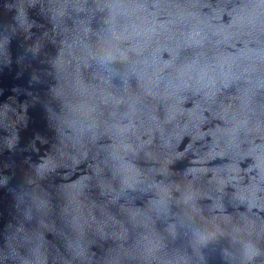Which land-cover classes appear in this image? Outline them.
Segmentation results:
<instances>
[{
	"label": "water",
	"instance_id": "obj_1",
	"mask_svg": "<svg viewBox=\"0 0 264 264\" xmlns=\"http://www.w3.org/2000/svg\"><path fill=\"white\" fill-rule=\"evenodd\" d=\"M114 4L253 23L178 50L213 83L169 68L149 94L134 54L103 59ZM260 156L264 0H0V264H264Z\"/></svg>",
	"mask_w": 264,
	"mask_h": 264
},
{
	"label": "clouds",
	"instance_id": "obj_2",
	"mask_svg": "<svg viewBox=\"0 0 264 264\" xmlns=\"http://www.w3.org/2000/svg\"><path fill=\"white\" fill-rule=\"evenodd\" d=\"M109 7L111 8L113 26L110 29V36L107 40L109 50L103 59L113 60L119 58L121 60H128V54H134L138 58L137 63L141 65L140 70L135 74L140 81L144 82L145 90L149 94H155L153 89L159 86L164 79L162 73L165 69L169 68L177 72L185 87L188 86V81H193L195 84L201 86H207V84L213 83L214 78L212 73L214 69L210 65H200L198 61L194 60L191 63H186L176 68L175 60L178 56V50L185 46L203 47L206 42L211 43V36L226 32L227 28L234 27L237 30H242L253 23L251 17L241 11L232 16L231 22L227 28L221 25L218 29L212 30L211 35H209V33L205 31V28H210L211 26L208 25L206 21H201L197 13L182 12L174 19H170L167 22H159L156 20V13L149 12L145 5H134L129 7L114 4ZM117 16L126 17L127 22L123 25H117L115 22ZM216 19H220L219 12L216 14ZM181 23L190 24V29L187 32L181 31L177 27V25ZM162 41L174 44V47H162ZM162 50L168 51L172 59L161 61L157 53ZM206 78L207 83L205 82ZM167 86H172L170 81ZM224 155V150L220 152L213 150L203 156L200 162L203 163L206 160ZM257 160L258 163L255 167L260 168L261 176L264 177V156L257 157ZM208 171L213 172V178L217 180L219 184L223 185L225 180L221 178L220 173L223 171L239 172V169L236 165L232 164L226 165L223 168L215 167L211 169L200 168L193 170V172ZM249 171H251V168ZM234 178L235 177H232L231 179ZM243 191L244 190L240 191L241 199H243ZM251 191L254 192L255 187H253Z\"/></svg>",
	"mask_w": 264,
	"mask_h": 264
}]
</instances>
